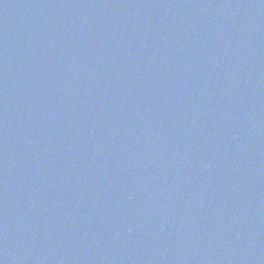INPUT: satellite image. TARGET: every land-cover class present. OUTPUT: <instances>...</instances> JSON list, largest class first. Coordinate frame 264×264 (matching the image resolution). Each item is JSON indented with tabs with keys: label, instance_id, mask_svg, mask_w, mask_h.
Returning a JSON list of instances; mask_svg holds the SVG:
<instances>
[{
	"label": "water",
	"instance_id": "95a60500",
	"mask_svg": "<svg viewBox=\"0 0 264 264\" xmlns=\"http://www.w3.org/2000/svg\"><path fill=\"white\" fill-rule=\"evenodd\" d=\"M0 264H264V0H0Z\"/></svg>",
	"mask_w": 264,
	"mask_h": 264
}]
</instances>
